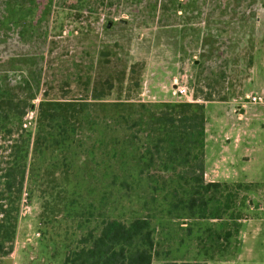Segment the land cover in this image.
Wrapping results in <instances>:
<instances>
[{
	"label": "rangeland",
	"instance_id": "1",
	"mask_svg": "<svg viewBox=\"0 0 264 264\" xmlns=\"http://www.w3.org/2000/svg\"><path fill=\"white\" fill-rule=\"evenodd\" d=\"M0 80H20L28 89L33 98L24 125L33 139L40 134L29 154L13 247L0 264H64L95 226L89 202L104 185L95 164L122 101L203 103L211 137L233 122L249 123L238 141L233 134L225 140L233 156L223 162L221 178L264 183L258 157L264 149V0H0ZM182 84L186 91L174 93ZM250 93L262 101H247V119L237 120L238 97ZM65 99L78 104L70 131L43 124L40 133L39 102ZM252 189L247 218L262 217L264 184ZM242 230V256L214 264H264V225L255 219ZM184 233L183 243L181 235L164 242L168 258L195 252L196 233Z\"/></svg>",
	"mask_w": 264,
	"mask_h": 264
},
{
	"label": "trees",
	"instance_id": "2",
	"mask_svg": "<svg viewBox=\"0 0 264 264\" xmlns=\"http://www.w3.org/2000/svg\"><path fill=\"white\" fill-rule=\"evenodd\" d=\"M22 84L0 80V257L12 250L29 154L40 138L39 134L33 139L24 125L33 96ZM117 107L114 133L102 142L101 162L95 164L103 172L104 185L97 190L95 203L89 202L96 213L87 216L97 223L66 253L64 264H151L155 258L169 259L164 264H198L234 259L241 245L242 220L253 203L247 194L264 183L205 179L204 104L122 101ZM37 114L40 133L41 125L61 127L67 133L71 119L78 118V104L42 100ZM184 231L187 238L196 233L195 252L190 258H168L164 242L181 235L177 241L183 243Z\"/></svg>",
	"mask_w": 264,
	"mask_h": 264
},
{
	"label": "crops",
	"instance_id": "3",
	"mask_svg": "<svg viewBox=\"0 0 264 264\" xmlns=\"http://www.w3.org/2000/svg\"><path fill=\"white\" fill-rule=\"evenodd\" d=\"M208 102H222V101H208ZM208 102H205V103L207 104ZM232 112L235 115L236 112L234 108ZM244 112H245V105L241 107L236 113L237 115L236 119L237 120H241L243 118L247 119ZM248 124L249 123H245V125L243 126L239 123L236 124L235 122H233L232 126H229L228 131H226L225 129H223L222 131L220 130L221 132L219 131L218 135L216 136L214 135L213 137H211V135H207L208 128H207V121H206L205 146H204V177L206 180H209V181H238V180L225 179L224 177L221 178V176L225 174L223 173V171L225 170L222 169L223 162L225 161L230 162L233 156L232 151L230 147L227 145V143H225V140H229V136L233 134L234 139L238 141L240 135L247 133V127L249 126ZM209 136H210V140H209ZM214 149H217V151L213 152ZM258 157L264 158L263 147L258 148ZM255 219L259 220V223L264 225V215L262 217L246 218L241 223V226L239 229V237L241 239V245H240V249L238 251L237 256L232 260H218V261H231L230 263H232L233 260L239 259L242 256L243 250L246 249L244 242H243V238H242V232H243L242 226L243 224L249 221H253ZM247 249L248 251L250 250L249 247H247ZM207 263L214 264V261H207Z\"/></svg>",
	"mask_w": 264,
	"mask_h": 264
},
{
	"label": "built area",
	"instance_id": "4",
	"mask_svg": "<svg viewBox=\"0 0 264 264\" xmlns=\"http://www.w3.org/2000/svg\"><path fill=\"white\" fill-rule=\"evenodd\" d=\"M187 89L186 85L182 84L179 86L175 85V90L173 91L174 93L178 92V93H183L185 92ZM238 100L241 101V105H238L239 108L243 107L247 101L251 102V103H259L262 101V96L260 94H246L244 96H239ZM241 106V107H240Z\"/></svg>",
	"mask_w": 264,
	"mask_h": 264
}]
</instances>
